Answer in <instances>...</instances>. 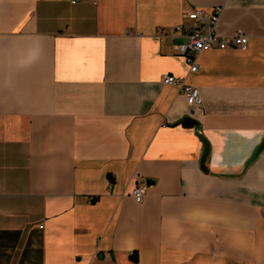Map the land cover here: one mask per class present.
Returning a JSON list of instances; mask_svg holds the SVG:
<instances>
[{
  "label": "crops",
  "instance_id": "0c3cea01",
  "mask_svg": "<svg viewBox=\"0 0 264 264\" xmlns=\"http://www.w3.org/2000/svg\"><path fill=\"white\" fill-rule=\"evenodd\" d=\"M217 5L189 72L157 31ZM0 264H264V0H0Z\"/></svg>",
  "mask_w": 264,
  "mask_h": 264
},
{
  "label": "built area",
  "instance_id": "2783aa9c",
  "mask_svg": "<svg viewBox=\"0 0 264 264\" xmlns=\"http://www.w3.org/2000/svg\"><path fill=\"white\" fill-rule=\"evenodd\" d=\"M76 3L77 0H69ZM222 6H214L211 10H203L193 7L186 10L181 22L172 26L169 31L159 29V37L168 36L176 53L183 56L189 72L198 69V56L201 52L210 49L239 48L245 50L248 45V35L242 29H236L231 34H221L216 31V25L222 12ZM162 83L176 84L179 92L182 93L188 105L193 111L200 110L202 100L199 89L187 83L184 78L171 74H164L161 77ZM146 180L138 178L132 194L137 202L143 199ZM40 227L42 224L39 225Z\"/></svg>",
  "mask_w": 264,
  "mask_h": 264
},
{
  "label": "water",
  "instance_id": "95a60500",
  "mask_svg": "<svg viewBox=\"0 0 264 264\" xmlns=\"http://www.w3.org/2000/svg\"><path fill=\"white\" fill-rule=\"evenodd\" d=\"M177 123H188V124H192L194 126H198V121L191 117V116H183L181 119L178 120ZM198 132L200 133V130L198 129ZM202 144H203V151L200 157V166L204 171H207V168L205 166V159L207 157V154L209 152V143L208 141L202 137ZM153 180H146V184H150L152 183Z\"/></svg>",
  "mask_w": 264,
  "mask_h": 264
},
{
  "label": "trees",
  "instance_id": "16d2710c",
  "mask_svg": "<svg viewBox=\"0 0 264 264\" xmlns=\"http://www.w3.org/2000/svg\"><path fill=\"white\" fill-rule=\"evenodd\" d=\"M183 124H188V123H183Z\"/></svg>",
  "mask_w": 264,
  "mask_h": 264
}]
</instances>
